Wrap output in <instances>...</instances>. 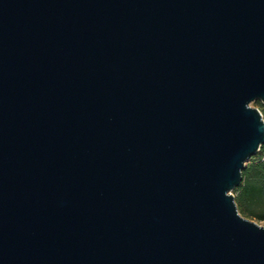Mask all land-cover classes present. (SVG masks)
I'll return each mask as SVG.
<instances>
[{
  "label": "water",
  "instance_id": "water-1",
  "mask_svg": "<svg viewBox=\"0 0 264 264\" xmlns=\"http://www.w3.org/2000/svg\"><path fill=\"white\" fill-rule=\"evenodd\" d=\"M257 100L264 0H0V264H264Z\"/></svg>",
  "mask_w": 264,
  "mask_h": 264
},
{
  "label": "trees",
  "instance_id": "trees-1",
  "mask_svg": "<svg viewBox=\"0 0 264 264\" xmlns=\"http://www.w3.org/2000/svg\"><path fill=\"white\" fill-rule=\"evenodd\" d=\"M261 105V101L253 102ZM264 144L242 171V182L234 190L239 211L255 221H264Z\"/></svg>",
  "mask_w": 264,
  "mask_h": 264
},
{
  "label": "built area",
  "instance_id": "built-area-1",
  "mask_svg": "<svg viewBox=\"0 0 264 264\" xmlns=\"http://www.w3.org/2000/svg\"><path fill=\"white\" fill-rule=\"evenodd\" d=\"M255 107H257L259 109V111L262 114V118L264 120V103L261 102V105H256ZM261 160H264V156L261 157Z\"/></svg>",
  "mask_w": 264,
  "mask_h": 264
},
{
  "label": "rangeland",
  "instance_id": "rangeland-1",
  "mask_svg": "<svg viewBox=\"0 0 264 264\" xmlns=\"http://www.w3.org/2000/svg\"><path fill=\"white\" fill-rule=\"evenodd\" d=\"M253 104V103H252ZM259 224L264 225V221H257Z\"/></svg>",
  "mask_w": 264,
  "mask_h": 264
}]
</instances>
